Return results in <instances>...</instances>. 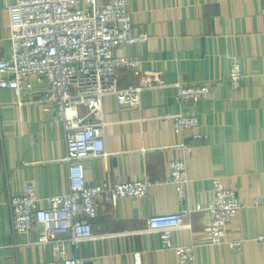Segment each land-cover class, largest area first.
Segmentation results:
<instances>
[{"label": "crops", "instance_id": "0c3cea01", "mask_svg": "<svg viewBox=\"0 0 264 264\" xmlns=\"http://www.w3.org/2000/svg\"><path fill=\"white\" fill-rule=\"evenodd\" d=\"M18 1L0 0V58L7 60L8 7ZM127 13L133 34L145 32L149 39L117 48L114 55L138 61L143 75L156 74L167 87L144 92L139 107L104 98L110 155L84 161L85 180L113 186L148 176L155 186L144 198L120 200L115 209L99 202L91 221L94 238L69 246L68 256L85 264H179L173 251L162 250L159 235L148 231V220L184 212L186 227L175 232L174 242L194 246V259L186 264H264V248L256 242L264 237V0H129ZM235 61L244 76L239 90L229 85ZM139 81L130 71L119 72L120 87ZM179 83L208 84L213 92L207 100L179 106ZM46 89L35 84L18 102L11 90L0 88V264H64L52 246L41 244L42 227L15 234L9 206V198L24 193L29 182L42 198L69 189L64 124L39 103ZM178 113L196 116L199 130L177 134L172 116ZM196 133L208 138L193 141ZM183 143L189 149L180 148ZM173 160L187 162L184 201L167 183ZM214 179L241 200L226 232L228 240H247L241 252L210 242L206 208L214 200Z\"/></svg>", "mask_w": 264, "mask_h": 264}, {"label": "built area", "instance_id": "2783aa9c", "mask_svg": "<svg viewBox=\"0 0 264 264\" xmlns=\"http://www.w3.org/2000/svg\"><path fill=\"white\" fill-rule=\"evenodd\" d=\"M129 0H19L8 7L10 17V59L0 58V88L11 90L18 102L35 84L47 89L39 103L45 112H52L63 122L68 168V192L62 196L42 198L37 187L29 182L25 192L9 198L15 234L25 235L42 227L40 242L52 246L64 264H85L84 260L68 256V247L79 248L94 238L91 221L97 217L99 202L115 209L127 198H144L155 186L148 176L136 181L117 182L113 186L88 185L83 162L106 159V123L102 118L103 100L115 96L121 106L139 107L144 92L167 87L166 83L150 73L143 75L139 62L115 56L114 50L145 43V32L133 34L127 13ZM132 72L140 81L124 87L119 85V72ZM243 71L233 62L229 71V85L239 90L243 85ZM175 103L182 106L207 100L213 86L176 84ZM88 111L85 116L79 108ZM177 134L197 131L196 116L178 113L172 116ZM202 133L193 135V141L206 140ZM183 150L189 145L179 146ZM190 182L187 162L173 160L169 164L168 184L176 187L178 198L185 200ZM214 200L206 208L210 217V242L226 244L241 252L247 240L233 241L226 236L227 226L242 209L235 191L225 187L221 179L213 180ZM260 200L254 202L260 205ZM198 207V210H201ZM184 212L152 216L148 231L157 233L161 248L173 251L179 264L194 259V246H177L174 234L185 228ZM256 242L264 248V237Z\"/></svg>", "mask_w": 264, "mask_h": 264}]
</instances>
